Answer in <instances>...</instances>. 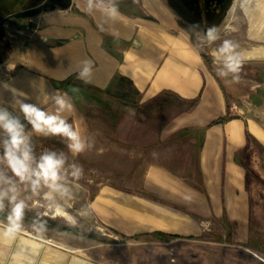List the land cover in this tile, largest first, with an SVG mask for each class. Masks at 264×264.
I'll return each instance as SVG.
<instances>
[{"label":"crops","instance_id":"crops-1","mask_svg":"<svg viewBox=\"0 0 264 264\" xmlns=\"http://www.w3.org/2000/svg\"><path fill=\"white\" fill-rule=\"evenodd\" d=\"M73 6L23 18L18 21L21 25L13 28L5 27L9 47L5 49L7 56L0 59L6 70L0 79V104L11 107L15 103L16 97L5 89V84L26 93V102L40 104L49 111L54 107L50 93H68L76 107L69 122L94 141L91 150L74 159L87 168L95 161L96 168L102 171L106 169L99 163L108 156L113 163L111 170L120 167L115 151L119 150L120 139L116 135L128 125L123 149L134 176L141 175L145 193L175 205L155 206L159 209L152 220L146 219L151 213L142 212V223L156 224L160 229L174 226L179 233L190 223L189 214L185 213L189 210L209 222L219 219L224 226L247 230L251 192L243 158L253 141L264 146V123L261 125L252 114H233L230 106L235 98L249 94L235 92L238 83L217 75L193 39H188L190 32L178 23L175 13H129L118 8V15L111 17L101 10L90 14L73 11ZM59 10L62 13L55 12ZM252 55L262 57L264 50ZM7 57L11 59L6 60ZM83 60L92 62L91 82L86 84L91 88L79 84L82 81L78 70ZM69 79H73L70 84L62 83ZM92 97L96 99L95 108L104 109L100 105L103 100L113 98L126 114L118 118L119 113L113 111L106 126L102 121L93 127L84 108ZM169 97L189 102L190 106L176 107L173 114L155 125L146 117L144 121L136 119L145 108L170 103ZM13 111L23 119L18 108ZM36 139L67 153L58 138L33 134V141ZM103 139H107L106 144ZM170 139L187 146L181 152L184 157L171 155L173 152L167 150H161L160 157H153L158 147ZM137 153L139 163L143 162L138 166ZM69 159H73L70 153ZM177 162L185 164L175 165ZM190 176L197 180L190 181ZM106 188L102 192L108 195L124 193V202L139 210L152 211L154 207L146 196L134 197L130 192ZM106 203L99 207L103 212L109 210Z\"/></svg>","mask_w":264,"mask_h":264},{"label":"rangeland","instance_id":"rangeland-1","mask_svg":"<svg viewBox=\"0 0 264 264\" xmlns=\"http://www.w3.org/2000/svg\"><path fill=\"white\" fill-rule=\"evenodd\" d=\"M73 3V11L86 13L84 10L86 0H73ZM117 7L129 13H158L157 11L173 13L164 0H137L136 3H133V0H118ZM60 10L65 9L60 8ZM60 10L55 12L62 13ZM176 19L191 33V30L182 24L177 16ZM20 20L22 19L14 20L9 28L21 25L18 24ZM225 26L236 29L235 32L228 33V38L238 41L242 51L255 57L252 53L264 50V0H252V6L247 11H241L239 8L230 11L219 27L222 33ZM192 39L195 43V38ZM201 53L216 72V66L213 65L211 58L206 53ZM5 55L0 54V57ZM5 73V65L0 63V79L5 76ZM241 75L242 79L235 92L249 94L250 98L258 104L256 106L258 116H251L262 125L264 123V60H248ZM258 84L260 85L252 88ZM168 99L170 103L166 105L155 104L141 110L136 115V119L144 121L146 117L147 122L155 125L159 119L163 121L173 114L176 107L190 106L189 102L175 100L173 97ZM235 99L238 101L240 98ZM103 101L104 104L100 105H103L104 109L95 108V97L88 98V104H85L87 118L93 127L102 121L106 126L105 123L112 120L113 111L119 113L118 118L126 114L119 109L115 99L105 98ZM262 115L263 118H261ZM124 121L127 123L126 120ZM109 132L111 133V130ZM128 132V125L125 124L122 131L116 135L120 139L119 150H115L120 166L118 170H111L113 163L109 156L105 157L103 163H99L106 171L97 169L95 161L90 162L88 168L85 163L77 161L83 165L84 177L73 184L74 198L62 203L73 215L90 206V215L77 216L76 227L67 225L61 218L43 217L48 222V229L42 234L36 233L33 231V221L45 211L42 206L44 202L41 201V206H36L37 198H30L22 233L15 238L0 237V264H68L73 255L95 264H264V146L260 142L253 141L243 158L247 169V184L251 192V220L247 230L238 226H224V221L219 219L209 222L206 218L197 217L193 211L185 210V213L189 214L190 223L178 233L175 232L177 229H174V226H168L163 230L156 224L142 223V212L143 214L151 213V217L146 219L152 220L156 218L155 215L159 209L155 206L175 205L163 203L159 197L149 195L143 190L142 177L134 176L132 165H129L127 153L123 149V141ZM33 142L36 144L37 154L44 148H50L43 140L36 139ZM102 142L106 144L107 139H103ZM60 148L63 149V146ZM187 149L186 145L170 139L158 147V153L152 156L158 158L161 150H167V152H173L171 155L184 157L181 152ZM163 155L169 157L167 153ZM136 158L137 166L143 163H139L138 153ZM174 164L183 166L185 163ZM181 171L185 172L183 169ZM188 173L190 174L191 171ZM187 178L190 181L197 180L195 176ZM106 187L130 192L134 197L135 195L146 196L153 201L150 205L154 207L152 211L134 208L131 204L124 202V193L114 192L108 195L102 192L107 189ZM108 190L110 191L111 188ZM26 196L30 194L22 193V197ZM111 196H114V199ZM101 203H106L109 210L101 211L99 209ZM69 204L71 207H68ZM193 228L196 231H193ZM163 231L172 236L162 239L151 235V233Z\"/></svg>","mask_w":264,"mask_h":264},{"label":"clouds","instance_id":"clouds-1","mask_svg":"<svg viewBox=\"0 0 264 264\" xmlns=\"http://www.w3.org/2000/svg\"><path fill=\"white\" fill-rule=\"evenodd\" d=\"M137 0H133L136 3ZM118 0H86L85 11L92 13L104 11L107 15H118ZM252 0H233L230 11L239 8L247 11ZM234 27L225 26L223 33L216 25L201 30L200 25H193L188 39L195 38V46L200 52L206 53L216 66L217 75L230 78L233 83H240L245 63L250 59L264 60L262 57H251L241 50L238 41L228 38V33L235 32ZM93 66L90 60H83L78 70V78L85 84L90 83ZM15 103L9 107L0 104V237L15 238L24 230V218L29 207L28 200L32 197L36 206L45 211L33 221V231L44 233L48 222L43 217L61 218L67 225L76 227L77 216L88 217L90 206L80 210L76 215L70 213L62 201L74 198L73 184L84 177L83 165L74 158L91 150L94 141L83 136L69 122L70 116L76 111L72 97L68 93L53 92L49 99L53 102V110H45L40 104L28 103L26 93L11 89ZM78 92L79 89H73ZM242 100L247 104V97ZM18 108L22 114H14ZM33 134L45 139L58 138L67 149L57 150L44 148L37 154ZM69 153L73 159H69ZM30 196L22 197V193ZM68 207H71L69 204Z\"/></svg>","mask_w":264,"mask_h":264},{"label":"flooded vegetation","instance_id":"flooded-vegetation-1","mask_svg":"<svg viewBox=\"0 0 264 264\" xmlns=\"http://www.w3.org/2000/svg\"><path fill=\"white\" fill-rule=\"evenodd\" d=\"M164 2L179 21L190 30L193 25H200L201 30L211 25L220 27L233 4V0H164ZM69 4L72 7L73 0H0V45L2 46L0 54H5V49L9 47V42L4 37L5 27H10L16 19L27 18L18 13L36 7H41L40 13H46Z\"/></svg>","mask_w":264,"mask_h":264},{"label":"built area","instance_id":"built-area-1","mask_svg":"<svg viewBox=\"0 0 264 264\" xmlns=\"http://www.w3.org/2000/svg\"><path fill=\"white\" fill-rule=\"evenodd\" d=\"M243 97H247V104L242 100ZM241 97L238 101H233L231 103V110L238 115H249L258 116L257 107L252 101L249 95Z\"/></svg>","mask_w":264,"mask_h":264},{"label":"water","instance_id":"water-1","mask_svg":"<svg viewBox=\"0 0 264 264\" xmlns=\"http://www.w3.org/2000/svg\"><path fill=\"white\" fill-rule=\"evenodd\" d=\"M69 7H70V4L69 5H64L61 8L62 9H66V8H69ZM40 12H41V7H36V8L30 9V10L24 11L22 13H18V15H20L22 17H31V16H34V15L40 14Z\"/></svg>","mask_w":264,"mask_h":264},{"label":"trees","instance_id":"trees-1","mask_svg":"<svg viewBox=\"0 0 264 264\" xmlns=\"http://www.w3.org/2000/svg\"><path fill=\"white\" fill-rule=\"evenodd\" d=\"M72 80H73V79H69V80H67V81H65V82H62V83H63L64 85H66V84H70V82H71ZM79 84H80L81 86H87L88 88H91L90 86L86 85L85 83L80 82ZM137 93H138V91H137ZM222 120H224V118H223ZM249 137H250V135H249ZM151 235H152V236H155V237L162 238V239H167V238H169V237L172 236V235L167 234V233H164V232H155V233H151Z\"/></svg>","mask_w":264,"mask_h":264},{"label":"bare ground","instance_id":"bare-ground-1","mask_svg":"<svg viewBox=\"0 0 264 264\" xmlns=\"http://www.w3.org/2000/svg\"><path fill=\"white\" fill-rule=\"evenodd\" d=\"M65 262V261H63ZM68 264H95L90 261H87L83 258L77 257L76 255L71 256Z\"/></svg>","mask_w":264,"mask_h":264}]
</instances>
